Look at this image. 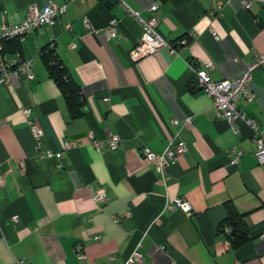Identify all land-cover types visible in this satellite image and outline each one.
I'll return each mask as SVG.
<instances>
[{"label": "crops", "instance_id": "crops-1", "mask_svg": "<svg viewBox=\"0 0 264 264\" xmlns=\"http://www.w3.org/2000/svg\"><path fill=\"white\" fill-rule=\"evenodd\" d=\"M120 1L145 21L156 4L157 33L172 45L186 37L187 46L179 56L162 48L132 62L141 28ZM52 2L64 4L0 0V22L16 25L28 6ZM212 2L115 0L106 7L81 0L68 3L53 26L7 43L4 58L31 60L34 78L0 86V264H122L137 247V264H264V164L254 157L252 131L237 120L234 133L217 118L193 73L211 64L213 81L233 79L264 52V0H228L220 16ZM112 18L117 37L105 40L100 30ZM47 45L80 88L76 116L41 57ZM249 87L253 100H240L237 109L264 139V66L252 72ZM25 107L43 132L41 152L51 157L37 150ZM89 136L119 142L98 152ZM71 142L77 145L64 150ZM170 142L184 143L186 152L170 162L163 182L139 149L159 154ZM98 190L103 203L93 200ZM177 198L190 215L167 207ZM227 202L249 237L237 249L217 233Z\"/></svg>", "mask_w": 264, "mask_h": 264}, {"label": "built area", "instance_id": "built-area-1", "mask_svg": "<svg viewBox=\"0 0 264 264\" xmlns=\"http://www.w3.org/2000/svg\"><path fill=\"white\" fill-rule=\"evenodd\" d=\"M81 0H64V4L58 6L55 3H50L43 9H38L34 5L27 7V14L20 23L16 25H9L4 20L0 22V86L6 85L10 79H27L34 78L32 70L31 60L23 61H10L4 58L5 43L7 41L16 40L22 41L27 34L41 28L53 26L59 17L65 14L66 6L68 3ZM121 2V1H120ZM228 0H213V11L220 16V11ZM125 12L135 19L140 25L141 32L138 38L137 44L129 51V59L132 62H137L145 57L155 54L162 48H168L171 54L179 56L180 51L183 50L188 40L186 37L179 39L174 45L168 44L156 31L158 20L154 16L157 10L156 4L151 5L148 11L153 15L148 20H142L139 17L137 11L129 9L123 2H121ZM249 4L244 3L243 8H248ZM82 23L86 29L91 30V26L86 18L82 19ZM117 20L112 18L108 25L100 30L101 35L105 40H110L117 37ZM211 35L214 33L211 30ZM72 47V46H70ZM191 67L192 65L189 64ZM264 66V52L257 54L251 64L246 66L244 70L235 78L222 81H213L210 78L209 70L212 69V65L206 66V70H194V81L199 89L212 100L213 108L215 109L216 117L223 119L227 122L230 129L236 133V121H242L246 126L250 128L253 134V140L255 143L254 157L259 165L264 164V139L259 133L258 126L254 119H249L246 115L237 109V105L240 100L244 99L246 102L253 100V93L250 90V82L252 72L258 68ZM22 114L26 119L27 125H29L31 135L36 143L37 150L41 152V139L43 136L42 130L33 124L29 118L31 115V109L28 107L23 108ZM173 125L177 124V121H172ZM185 125H191L190 118L184 120ZM92 139V136H89ZM119 142L118 136H108L105 142L92 139L91 143L93 148L100 152L104 145H106L109 151H113L117 148ZM77 144L65 143L64 150H68ZM186 152V146L184 143L179 142L173 144L170 142L168 146L159 154L151 152L148 148L139 149V155L147 162L153 165L156 173L159 175L163 182L168 180L167 168L170 162L177 157L183 155ZM43 157H51L49 152H41ZM2 180L0 178V187ZM106 199L103 190H98L93 193V200L96 203H103ZM169 209H178L179 211L190 215L191 207L183 199L177 198L173 200L171 204L167 206ZM264 237V235H263ZM79 259L83 258V254H78ZM141 261V255L138 251V247L135 248L129 257L122 264H137Z\"/></svg>", "mask_w": 264, "mask_h": 264}, {"label": "trees", "instance_id": "trees-1", "mask_svg": "<svg viewBox=\"0 0 264 264\" xmlns=\"http://www.w3.org/2000/svg\"><path fill=\"white\" fill-rule=\"evenodd\" d=\"M106 7L111 6L115 0H101ZM7 41L5 51L7 50ZM42 58L47 66L50 77L55 81L57 86L62 90L70 112L73 116L80 114V108L83 104L80 88L69 75L66 73L64 66L59 60L54 49L45 46L42 50ZM226 217L218 225L217 233L225 238L232 249H237L249 241L247 235L246 223L240 216L231 202L225 204Z\"/></svg>", "mask_w": 264, "mask_h": 264}, {"label": "water", "instance_id": "water-1", "mask_svg": "<svg viewBox=\"0 0 264 264\" xmlns=\"http://www.w3.org/2000/svg\"><path fill=\"white\" fill-rule=\"evenodd\" d=\"M259 20L264 24V10L259 13Z\"/></svg>", "mask_w": 264, "mask_h": 264}]
</instances>
